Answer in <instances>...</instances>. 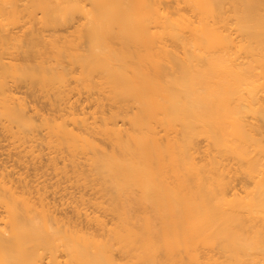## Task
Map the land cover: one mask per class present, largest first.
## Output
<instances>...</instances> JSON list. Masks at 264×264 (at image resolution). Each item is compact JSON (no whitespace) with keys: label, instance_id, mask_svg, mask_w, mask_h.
Segmentation results:
<instances>
[{"label":"bare ground","instance_id":"1","mask_svg":"<svg viewBox=\"0 0 264 264\" xmlns=\"http://www.w3.org/2000/svg\"><path fill=\"white\" fill-rule=\"evenodd\" d=\"M0 130V264H264V0H0Z\"/></svg>","mask_w":264,"mask_h":264},{"label":"rangeland","instance_id":"2","mask_svg":"<svg viewBox=\"0 0 264 264\" xmlns=\"http://www.w3.org/2000/svg\"><path fill=\"white\" fill-rule=\"evenodd\" d=\"M24 30H26V29H24ZM71 30H72V27L65 29V26H60V27L55 28V31L57 34H67L68 32H71ZM51 31H52V29L45 30V33H49ZM8 49H9V51H7V52H9V53H6L5 56L9 57V59L11 57V60L14 62H17V61L19 62L21 60V59H19L21 57L20 56L21 54H19V51L15 53V51L13 49H11V48H8ZM70 81H72V78H69V82ZM71 85H74V83L71 82ZM14 87L18 91L17 96L24 97L27 100H29L30 106L38 109L39 113H43L44 115H49V116L57 115V111L55 110V106H51L49 104L50 101H52V98H53L52 95L45 96L44 93H41L40 91H33L30 88H28L27 85H25V83H23V82L14 83ZM85 95H86V93H80V97L82 98L81 99L82 104L84 106H89V108H87L89 111L94 110L95 107L93 105H90L92 100H88V101L83 100ZM104 103H105L104 109L107 110L109 108V103H107L106 101H104ZM44 133H45V130L42 129V127H39L35 131L31 132L29 135V136H33V138L37 139L36 141L33 142V144H35L34 148L41 147L42 148L41 153H43V154L46 152H49L50 150H53V148H48V147L46 148L47 143L44 140H42V135ZM8 135H9L8 132L0 130V152L2 153L0 157H3V159L8 160V163L12 164V158H15V156L10 157V156L6 155V152L8 151L7 149L9 148L7 146V144H9L12 140H15V141H12V142H14L13 145H17L19 142H22V141L17 139L18 136H14V137L9 138ZM10 147H12V145ZM57 155H58V157H60V155H64V154L59 153ZM80 161H81V159H80ZM65 163L69 164V161L65 159ZM28 167L29 168L27 171L29 173H33L35 171L37 173V175H41L39 180L46 179V182H52L55 180V178H52L51 180L48 179L49 175L46 173L50 172V170L49 169L47 170V166H43L42 168L37 169V170L32 169L33 165L29 164ZM80 167L83 169L86 168L85 166H80ZM16 168H18V167H15V169ZM68 168H69V166H68ZM63 184H66V182ZM76 190L77 189H75V191ZM90 196L91 195H89V194L84 195L85 198H88ZM107 218H109V216H107Z\"/></svg>","mask_w":264,"mask_h":264}]
</instances>
